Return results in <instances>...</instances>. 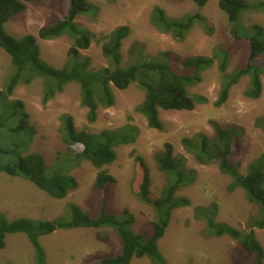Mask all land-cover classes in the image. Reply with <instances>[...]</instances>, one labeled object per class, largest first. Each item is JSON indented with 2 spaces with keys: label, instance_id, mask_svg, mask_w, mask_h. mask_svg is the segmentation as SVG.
<instances>
[{
  "label": "rangeland",
  "instance_id": "rangeland-1",
  "mask_svg": "<svg viewBox=\"0 0 264 264\" xmlns=\"http://www.w3.org/2000/svg\"><path fill=\"white\" fill-rule=\"evenodd\" d=\"M86 1L88 9L76 19V23L89 31L92 38L88 49L79 50V59L88 60L95 71L111 67L102 50L104 37L127 26L131 34L123 42L125 64L136 62L138 56L141 60L152 61L169 52L176 73L193 75L192 69L183 66L184 60L212 57L219 44L232 39L235 46L227 68L230 75L246 65L249 39L253 38L258 27L264 28V9L245 12L233 24L221 10L220 0H210L201 9L192 0ZM247 1H250L251 8L258 3L264 4V0ZM155 9L162 10L172 20H185L190 15L200 13L205 22L194 21L192 29L183 40H179L152 24ZM64 14V0H35L27 4L25 12L7 22L4 30L17 40L26 36L35 37L41 58L61 69L72 60L70 48L73 39L64 35L55 40H41L38 32L63 19ZM235 32L237 35L233 38ZM219 62L216 60L211 68L204 70L200 82L189 87L191 97L196 100L194 111L160 110L163 130L150 128L147 119L137 112V107L145 99V92L138 83L131 84L126 90L112 86L115 105L107 109L102 107L95 123L88 121L89 110L81 104V87L78 83L67 84L62 92H57L47 101H44V78L30 84L20 83L9 102L21 101L24 104L34 133L24 131L14 135L11 139L14 146L25 143L27 148L24 155H42L49 175L59 172L73 176L78 185L69 191L66 198L58 200L28 179L0 172V219L8 223L58 219L69 222L73 218V206L98 214L104 200L109 199L110 211L121 219L127 210L134 219L132 230L139 233L144 224L155 220V212L135 195L140 165L136 158L141 157L148 166L151 190L159 197L170 180L168 175L160 172L155 159L165 152L166 144H171L174 157L186 160V186L177 193L176 199L185 197L191 205L173 213L170 225L158 243L162 264H253L239 242L228 235L210 237L207 218L213 212L211 206L215 204L218 208L216 222L249 232L253 220L261 217L258 204L251 201L242 189L229 192L231 177L223 175L217 163L207 166L199 164L183 143L184 139H194L198 135L213 138L215 122L224 129L232 126L242 129V138L231 157V162L239 167L241 173L247 174L249 166L264 154V129L258 124V120L264 118V75L261 77L263 90L259 99L246 96L250 76H245L231 89L227 103L216 107L214 103L219 98L223 81ZM258 64L264 67L263 56L258 57ZM13 73L10 55L0 49V90L6 87ZM1 103L0 121L6 127L0 133L4 140L9 135L7 129L14 126L6 124L7 110ZM66 115L73 117L78 132L85 131L91 135L113 132L127 126H133L138 131L135 142L118 146L117 161L104 168L115 177L117 183L99 197H96L95 189L98 169L88 161L72 159L71 149L63 141ZM15 161L13 156L3 159L5 163ZM192 180L194 182L191 184ZM252 229L264 247V229ZM38 240L43 250L42 258L26 234H7L5 247L0 250V264H101L107 258L116 257L122 248L118 233L110 227L56 230L52 234L39 236ZM131 264L154 263L149 258H142L133 259Z\"/></svg>",
  "mask_w": 264,
  "mask_h": 264
},
{
  "label": "trees",
  "instance_id": "trees-1",
  "mask_svg": "<svg viewBox=\"0 0 264 264\" xmlns=\"http://www.w3.org/2000/svg\"><path fill=\"white\" fill-rule=\"evenodd\" d=\"M33 1L35 0H0V49H4L10 55L14 66L13 75L6 87L0 90L1 104L7 110L6 124L14 126L7 129L8 138L3 140L0 133V142H2L0 143V172L28 179L55 199L66 198L69 191L77 187L76 179L59 172L49 175L42 155H24L26 144L19 143L14 146L11 140L14 135L24 131L34 133L29 125V115L25 112L24 104L21 101L9 102V98L22 82L30 84L38 78H44L46 80L44 101L51 99L57 92H62L67 84L78 83L81 87V104L89 110L87 118L90 123L97 121L98 112L102 107L107 109L115 105L112 86L118 90H126L131 84L138 83L145 92V99L137 107V112L147 119L150 128L157 130L164 128L160 119V110L188 112L195 110L196 100L191 97L189 87L199 83L201 73L211 68L216 60L220 61L219 70L223 78L219 98L214 103L216 107H222L227 103L231 89L245 76H250V86L245 93L246 96L254 100L261 97L263 90L261 77L264 75V67L258 64V57H264V28L258 27L253 38L249 39L250 49L246 65L230 75L227 74V68L235 46L232 39L219 44L212 57L200 56L184 60L183 66L192 69L193 75L176 73L173 70L169 52L163 53L160 58L152 61L141 60L142 58L138 56L136 62L125 64L122 47L124 40L131 34L127 26H122L104 37L102 50L104 56L109 59L111 67L95 71L91 69L88 60L79 59V50L88 49L92 38L89 31L76 23V19L86 13L87 1L64 0L63 19L41 28L38 32L41 40H55L64 35H69L73 39L70 48L72 60L58 69L41 58L35 37L26 36L22 40H17L4 30V25L16 15L25 12L27 4ZM192 1L201 9L210 0ZM249 2L220 0L219 6L228 15L229 22L234 24L239 21L243 13L258 8L264 9L263 3H258L255 8H251ZM196 20L205 22L200 13L190 15L185 20L169 19L160 9H155L152 14V24L156 28L163 33L172 34L179 40L184 39ZM235 34L236 32L233 33V38ZM64 122L63 141L71 149L72 159L79 162L88 161L98 169L95 180L96 197L103 195L105 191H110L117 182L115 177L104 168L117 161L118 146L135 142L137 129L127 126L113 132L103 131L100 135H91L85 131L78 132L74 119L70 115L65 116ZM3 123L0 121V130L6 127ZM258 124L264 129V118H260ZM213 125L215 130L213 138L198 135L194 139H184V147L201 165L217 163L220 172L232 179L229 192H234L236 189L244 190L250 200L258 204L261 217L253 220L249 232L240 231L216 222L218 208L214 204L211 206L213 212L207 218L208 227L211 229L210 237L228 235L239 242L253 260V264H264V247L252 229H264V154L249 166L247 174L241 173L239 167L231 162V157L242 138V129L236 126L224 129L215 122ZM11 156L16 159L14 163L3 162V159ZM137 160L140 164L138 166L139 183L135 189V195L155 212V220L144 224L139 233L132 230L134 219L129 212L125 210L124 217L118 219L110 211L108 199L104 200L98 214L84 212L78 206H73V218L69 222L58 219L37 222L19 220L8 223L0 219V250L5 247L7 234L24 233L42 258L43 250L38 240L39 236L52 234L56 230L110 227L118 233L122 248L116 257L107 258L101 264H131L133 259L142 258H149L154 264H162L163 259L159 253L158 243L164 237L173 213L181 207L191 205L190 200L185 197L176 199L177 193L186 186L184 180L186 160L174 157V147L171 144H166L165 152L156 156L155 160L160 172L168 175L170 180L159 197L151 190L152 180L148 166L141 157H137ZM193 182L194 180L191 184Z\"/></svg>",
  "mask_w": 264,
  "mask_h": 264
}]
</instances>
